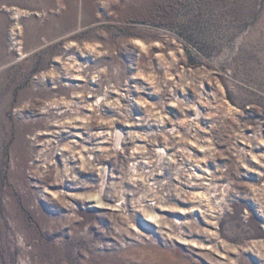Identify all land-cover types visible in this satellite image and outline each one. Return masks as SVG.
<instances>
[{
  "label": "rangeland",
  "instance_id": "obj_1",
  "mask_svg": "<svg viewBox=\"0 0 264 264\" xmlns=\"http://www.w3.org/2000/svg\"><path fill=\"white\" fill-rule=\"evenodd\" d=\"M0 264H264V0H0Z\"/></svg>",
  "mask_w": 264,
  "mask_h": 264
}]
</instances>
